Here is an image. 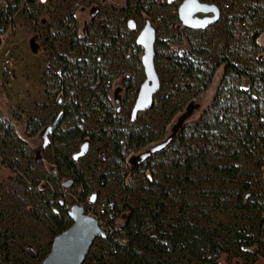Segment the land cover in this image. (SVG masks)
<instances>
[{
  "label": "rangeland",
  "instance_id": "1",
  "mask_svg": "<svg viewBox=\"0 0 264 264\" xmlns=\"http://www.w3.org/2000/svg\"><path fill=\"white\" fill-rule=\"evenodd\" d=\"M78 2L75 9L71 0H0V18L9 8L15 9L6 17L9 23L0 25V264H41L59 233L52 218L56 196L65 207L84 203L81 187L70 181L76 175L66 166L81 150L82 136L60 142L51 135L43 146L42 137L30 135L27 126L30 120L52 125L58 104H67L73 96L79 112L63 119L56 132L78 127L94 136L86 154L72 161L84 174L85 193L98 194L92 203L114 200L121 211L125 206L150 210L162 201L167 208L160 218L165 229L171 231L181 218L203 228L204 238L220 245L219 264H264L260 212L242 209L237 199L243 184H248L252 194L261 197L259 209H264V95L258 81V76L264 77V0H252L247 9L238 11L246 26H240L238 18L236 26L231 18L212 24L205 45L198 49L190 31L171 16L164 22L151 19L167 6L165 0ZM146 19L156 30L154 65L160 86L153 108L131 121L145 79L142 48L135 39ZM255 32L261 34L260 47L251 43ZM110 36L116 37L114 44ZM56 54L70 63L63 99L59 82L45 66ZM3 60H9L13 74L8 84L1 82ZM224 60L255 80L225 72ZM52 66L58 68V60ZM78 70L80 76L72 78ZM248 86L259 101L257 107L241 92ZM256 108L259 113L252 115ZM114 113L118 115L111 123ZM219 118L221 125L213 127ZM144 126L154 132L161 147L171 138L172 143L153 159L139 161L145 146L121 162L113 153V130ZM248 147L254 148L252 154ZM30 157L35 159L34 170L25 164ZM231 167L237 176L221 171ZM36 183H43L44 191L35 189ZM160 187L171 190L164 200ZM64 225H71L68 214ZM153 228L146 233L154 236ZM95 248L96 240L83 264L91 261ZM205 253L207 258L217 256L210 248ZM145 259L147 264H211L187 252H148ZM100 264H123V258L105 256Z\"/></svg>",
  "mask_w": 264,
  "mask_h": 264
},
{
  "label": "trees",
  "instance_id": "2",
  "mask_svg": "<svg viewBox=\"0 0 264 264\" xmlns=\"http://www.w3.org/2000/svg\"><path fill=\"white\" fill-rule=\"evenodd\" d=\"M14 11V8H9L5 13H3L0 18V25L8 24L9 22L6 20V17L7 15H13ZM234 21L235 19L233 20V25L236 26ZM118 36L121 38L124 37V35L120 33L118 34ZM260 37V32H255L251 37V43L256 47H260V44L258 43ZM110 39L114 44L116 37L110 36ZM160 43L167 45V42L164 41H161ZM197 52L202 54L205 53V50H198ZM178 57L186 61L185 56L180 55ZM55 60H58L59 62L58 68H54L52 66V63ZM78 63L81 64V62ZM45 66L48 69L49 74L59 82V93L61 95V99H63L67 96L65 94V82L69 75V61L64 56L56 54L46 60ZM222 67L225 72L231 70L235 73L245 76L249 80V82H253L255 80L253 76L244 74L246 72L236 66H233L227 60L223 61ZM79 68H82V66H79ZM72 76V78H78L80 76V71L78 70L77 72L72 73ZM258 81L262 84V93L264 95V77L262 75L258 76ZM241 92L244 93V95H246L249 100H253L257 107L259 101L255 98H252L251 95L254 90L250 86L244 88ZM58 105L60 107L59 113L62 114L61 121L65 118H71L73 117V115L79 112L80 104L76 96L71 97L70 101L67 104L62 105L61 103H59ZM258 113V108H256L254 111H252L251 114L254 115ZM117 115L118 114L115 113L110 115L112 117L111 123L115 122ZM216 121L217 122L213 127H219V125H221L222 123L221 118L216 119ZM27 126L31 129L30 135L39 134L41 136L42 131L48 125L43 121L30 120ZM58 126L52 133L48 135V138L49 136L54 135L53 138L55 140L64 142L69 138L81 135L84 143L86 144L94 139L93 135L82 132L78 127H73L72 129L66 131L56 132ZM246 136H248V132ZM182 139L183 138L179 136L180 142L182 141ZM172 141L173 139L171 138L170 140H168L167 144L164 147H161V144L156 143L154 132L146 126L129 131L123 130L121 128H115L113 130L112 147L115 157H117L121 162H127L133 157L132 151L134 149H140L148 146V148L142 151L138 156L140 158L139 161L143 162V160L153 159L154 156L163 155L165 153L166 147L169 146ZM251 141L253 142L252 139ZM242 143H244V141H242ZM253 147H255V145H253ZM248 149L249 154H252L254 148L248 147ZM74 160L75 159L71 158V160L66 163L68 169H70V171L76 175V177L70 181L78 183V185L82 189V195L85 199H83V201L90 202L88 200L89 197H96L98 194L85 193L84 174L76 170L75 166L72 163V161ZM189 161L192 162V160H188V162ZM187 170L188 172L192 171V166L189 163L187 165ZM221 171L231 177L237 176V169L235 167L224 168L221 169ZM101 184L104 187L105 181L101 182ZM151 184L157 185L152 181ZM42 185L43 183H36L34 184V188L38 191H44L45 188L44 186L42 187ZM63 186L64 184H62V187ZM160 188L162 190L161 197L162 200H164L171 194V190L164 189L163 187ZM242 188L243 192L237 195L240 207L248 212L259 211L263 221L262 223H264V218L262 217L264 215V209H259L260 206L258 202L261 197L252 194L248 184H243ZM10 195L16 202L22 204L23 206L25 205L22 199L13 194ZM61 201L62 199L59 196H56L55 203L57 204V207L53 209L52 215L54 223L56 224L57 231L59 233L66 229L64 224L68 214L67 207H65L64 204L61 205ZM166 210V205L164 204V202L160 201L155 208L150 210H142L139 208L133 209L131 207L125 206L123 210L119 211L116 223L118 227L125 230L129 234V248L127 250V253L121 256V258H123V264H147L145 255L148 252L160 255L187 252L191 257L198 261L204 263L219 264V257L220 253L222 252L220 245L206 240V238H204V235L206 233L203 228H200L197 225L190 223L188 220L181 218L178 219L175 226L170 227L171 231L165 229L164 225L160 221V218L166 213ZM145 224H148L149 226L147 228H144ZM152 228L154 229V236L146 233V231H149ZM244 245H250V243L244 242ZM207 248H210L211 250L216 252L217 256L214 258H207L205 256V250Z\"/></svg>",
  "mask_w": 264,
  "mask_h": 264
},
{
  "label": "water",
  "instance_id": "3",
  "mask_svg": "<svg viewBox=\"0 0 264 264\" xmlns=\"http://www.w3.org/2000/svg\"><path fill=\"white\" fill-rule=\"evenodd\" d=\"M167 5L180 2L178 6V17L181 23L195 30H204L219 21L220 8L215 3H206L200 0H165ZM197 13L205 16L198 17ZM135 44L142 48L140 57L141 65L145 75L141 83L137 98L133 105L130 120L136 121L139 112L149 111L154 106V96L159 90L160 81L155 69L154 59L156 56V30L151 21L146 19L142 29L138 32ZM62 114L59 113L41 133L43 146L48 141V135L60 124ZM86 146V147H85ZM88 144L84 143L81 150L73 155L78 159L86 154ZM96 197H89L94 202ZM68 218L71 225L58 233L51 243V248L41 264H83L94 240L102 237L103 233L97 226L96 221L84 213L82 206L74 204L68 210Z\"/></svg>",
  "mask_w": 264,
  "mask_h": 264
},
{
  "label": "built area",
  "instance_id": "4",
  "mask_svg": "<svg viewBox=\"0 0 264 264\" xmlns=\"http://www.w3.org/2000/svg\"><path fill=\"white\" fill-rule=\"evenodd\" d=\"M79 0H71L73 8H77L80 3ZM206 3H215L220 8V19H235L238 18L240 26H246V22L239 17L238 11L245 10L248 8L249 3H252V0H200ZM180 2L172 4L174 6L173 10L170 12L167 9L173 7L172 5H167L162 7V11L154 14L151 18L155 22H164L167 20V16H171V20L177 22L181 27L190 31V36L195 47L202 48L206 42V32L211 29V25L204 30H195L189 27L184 26L178 17V6ZM165 10V11H163ZM196 16L203 17L205 14L197 13ZM1 82L2 84H8L12 80V70L9 60H3L1 63ZM107 83H110V80H107ZM26 167L30 170H34L36 163L34 157H30L25 162ZM86 203V204H85ZM78 205L82 206L84 213L91 218H93L101 232L103 233L102 237L96 238V248L95 254L92 257L89 263L85 264H100L101 259L105 256L112 257H121L127 253L129 248V234L125 230L118 227L116 221L118 217V207L117 203L114 200H100L99 202L92 203L84 201L80 202ZM71 207V206H70ZM70 207H67L69 210ZM264 218V215L262 216ZM98 241V242H97ZM100 262V263H99Z\"/></svg>",
  "mask_w": 264,
  "mask_h": 264
},
{
  "label": "snow or ice",
  "instance_id": "5",
  "mask_svg": "<svg viewBox=\"0 0 264 264\" xmlns=\"http://www.w3.org/2000/svg\"><path fill=\"white\" fill-rule=\"evenodd\" d=\"M86 147V146H85Z\"/></svg>",
  "mask_w": 264,
  "mask_h": 264
}]
</instances>
